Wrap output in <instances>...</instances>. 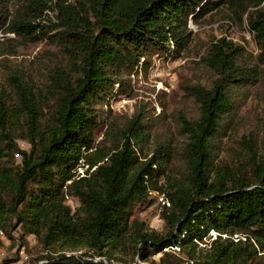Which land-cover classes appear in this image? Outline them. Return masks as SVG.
Here are the masks:
<instances>
[{"label":"trees","instance_id":"obj_1","mask_svg":"<svg viewBox=\"0 0 264 264\" xmlns=\"http://www.w3.org/2000/svg\"><path fill=\"white\" fill-rule=\"evenodd\" d=\"M224 6L250 32L256 64L222 37L199 59L208 83L183 86L173 133L160 132L154 145L138 128L97 141L102 126H115L100 109L130 93L132 72H146L152 54L180 57L189 24ZM1 29L17 46L50 50L46 62L42 51L36 57L37 73L4 66L0 80V237L12 241L18 228L33 236L51 252L33 264H110L112 255L182 264L173 254L187 264H259L264 145L253 130L233 128V94L264 71V0H0ZM231 150L237 164L220 156ZM150 193L164 200L160 232L134 217Z\"/></svg>","mask_w":264,"mask_h":264},{"label":"rangeland","instance_id":"obj_2","mask_svg":"<svg viewBox=\"0 0 264 264\" xmlns=\"http://www.w3.org/2000/svg\"><path fill=\"white\" fill-rule=\"evenodd\" d=\"M191 31V42L185 52L176 59L163 58L152 54L146 64L140 63V67H148L145 72L139 68L137 72H132L130 80L126 81L130 93L124 95H114L110 99L109 105L104 107L100 114L108 115V121L115 123L110 128L107 125L102 126L96 133L97 141L102 134L108 140L109 135L113 134L116 138L124 134L125 130L138 128V131H149L152 136L149 145H154L158 140L157 134L160 132L173 133V123L171 115L176 111L184 109L183 86L188 83H201L206 85L210 79V74L199 64V59L208 49V46L224 37L231 40L242 48V59L250 65L256 64L258 49L253 41L250 32L245 26L239 25L232 19L230 13L226 11V6L215 14L204 17L198 24H189ZM16 40L14 34L5 33L0 30V80L6 72L5 67L24 70L26 74L37 73L36 57L42 51V60L46 62L48 56L43 53L50 50L44 44L36 46H17L9 42ZM15 49V53L11 50ZM142 64V65H141ZM5 66V67H4ZM259 68V73L254 77L253 82L244 88H234V100L237 108L238 121L234 124L240 133L244 130H253L256 133L258 144L264 145V71L263 66ZM115 91L118 84L114 85ZM114 91V92H115ZM140 114V115H138ZM137 117L138 121L134 120ZM228 130L232 133V129ZM174 143L179 141L176 133L171 137ZM225 140V139H224ZM20 147L28 149L27 144L20 142ZM150 147V146H149ZM228 162L237 164V153L222 151L221 155ZM18 159V158H17ZM82 171V169H81ZM80 172V171H79ZM151 204L148 207L138 208L134 212V217L144 222L151 230L160 232L163 228V222L160 219V209L164 200L155 193H150ZM69 206L74 210L79 203L75 199H69ZM168 206V205H167ZM211 240L215 232L210 231ZM12 241L4 236L0 237V264L5 260L9 264H33L40 255L50 254L38 244L37 240L31 235H25L21 228L13 232ZM54 250L65 255H80L83 250L64 251L55 248ZM54 254V253H52ZM257 262L263 264L264 257L262 252L258 251ZM160 255L152 257L151 260L158 262ZM171 262L187 264V259L181 255L173 254ZM108 264V263H106ZM110 264H153L150 261L141 262L137 258H121L119 255H112ZM188 264H190L188 262Z\"/></svg>","mask_w":264,"mask_h":264},{"label":"built area","instance_id":"obj_3","mask_svg":"<svg viewBox=\"0 0 264 264\" xmlns=\"http://www.w3.org/2000/svg\"><path fill=\"white\" fill-rule=\"evenodd\" d=\"M167 205H168V204H167ZM234 239L237 240V236H236V235L234 236Z\"/></svg>","mask_w":264,"mask_h":264}]
</instances>
